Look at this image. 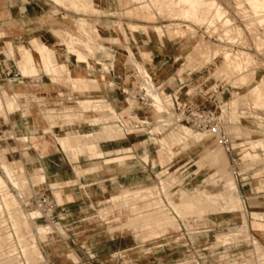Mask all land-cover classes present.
I'll return each instance as SVG.
<instances>
[{"label": "rangeland", "instance_id": "obj_1", "mask_svg": "<svg viewBox=\"0 0 264 264\" xmlns=\"http://www.w3.org/2000/svg\"><path fill=\"white\" fill-rule=\"evenodd\" d=\"M8 1L9 0H0V28L6 26L8 28H12L14 26V29L11 32L12 34L0 38V43H2L1 41L3 40H9L12 38L23 39V37L26 38L28 35L31 36V34H33V33L27 34L28 32H33V31H31V29H28L26 25L25 26L23 25L26 23V21L19 22V21L10 20V17L12 16L11 12L6 16L7 20H3L4 10H5L4 8L5 6H7ZM50 1L55 4L54 1L52 0ZM117 1L119 7H121L120 13L116 14L117 18H120L121 16H128L129 14L139 16V19L142 20V22L140 23L149 26L148 34L150 32L157 41L161 40L163 42L164 47L162 50L163 52L162 55L171 57L172 61L170 60V62H172L171 63L172 70L174 71L175 74L178 75L179 80H184L186 76H190V78L192 79L191 80L192 84L189 86L191 91H194L195 87H197L196 90L202 92L203 90H207V89L217 91L216 92L217 99L222 101L219 104L221 105L220 106L221 112L219 111L218 112L221 114V119L223 121L225 131L229 136V140L232 146L235 148L232 154L229 155L227 152L224 151V149L220 145H218L219 153L221 155L220 163L223 162V165L219 164V166L211 165L208 161H203L201 159L199 154H201L202 150L204 149L203 142L201 141L191 144V146L188 148L187 147L180 148V150L176 151L173 157L170 158V160H168L162 154V150L159 145L160 139L166 136L165 138L167 139L169 144L170 145L174 144V139L172 137V134L174 131H178V128H180L179 125L181 124L175 121V117L173 116V111L168 110L169 114L163 113L165 116L168 117L167 124L159 125L160 123H158V119H160V117L158 116L156 110H154V108L151 107H146L152 114V117L148 118L147 120L139 118V120H143L147 123L143 127V131L138 133L139 139L136 149L137 153H135V155H136V160H138V162L140 163L139 175L138 178H136L137 182H135L133 186L124 185V187L133 189L138 187L139 185H142V186H149L155 188L159 191L158 196L164 201L165 204H167L165 197H163L164 195H163V191H161V185L159 181L163 179L164 180L163 184L165 185L166 193L171 194L177 188H181L183 192H187L188 194H190V191L206 190L207 192H209L210 196L212 195L213 197L212 196L211 197L214 198V196H216V193L224 192L222 191L224 188L223 181L218 179V176L222 173L221 175L223 177L226 175L230 176L231 178L233 177L232 179L233 181H235L237 186L236 193L240 197V202L237 201L236 202L237 204L234 202L235 203L234 205L236 209L244 208L246 223H247L246 227L241 228V230H239L240 229L239 228L236 230V232H234L236 227L242 225V221L236 216H231L228 214L226 216L229 217L230 221L224 223L221 226L212 225V226L204 227L201 222L199 223L200 226L199 227L194 225V222L192 220L193 217H195L194 219H196L197 215H193L191 217L192 220L191 218H188L187 220V222L191 225L190 226L188 225L186 227L179 220L175 212L173 211L174 212L173 213L171 210L170 216L173 218V220L175 219V222L177 224H180L179 230L176 228H167L166 230H164V232L161 233L160 232L151 233V234L142 233V235L163 236L161 238L159 237L158 239L151 240V241L157 240L155 243L164 244L163 248L165 249L162 255H168L171 251L169 249H173L171 248L174 245L173 241L175 239H178L179 242L185 244L184 245L185 250L183 254H180L181 253L180 251H182L180 250L179 253L175 252L173 253L172 256H166V257L164 256V258L159 260H152V258L154 257L149 256L146 258H140L136 264H154V263L180 264V262L186 258H187L186 261L191 264H235V263L237 264L244 259H249L248 262L250 264H264V252H263L264 243L262 242L264 241V222L262 219L263 217L262 215L258 214L256 210L252 209L251 210L252 219L249 221L247 216V198H246L247 170L253 166L259 165L262 162H264V116L262 115L264 109L259 107H254L252 103L249 101L248 97L245 98V96L242 95L245 92H247L248 89L257 82V80L264 77V22L259 24V19L264 15V11H263L264 4L260 5V7H258L257 9H253L249 5L247 0H216L222 7L224 13L226 14L225 16L228 17L230 19V22L232 23L228 27L231 28L229 34L230 37L232 38L231 40H233V43H230V42H226L228 39L222 40L223 37L226 38L225 36L222 35L224 33L223 31L225 27L222 25V21L218 19L215 20L213 27H206V25L197 24L194 23L193 21L186 20L184 18H180V17L173 18L166 9L159 10L158 7H156L155 5L150 6L148 11H146L145 9L144 10L141 9V12L139 13L140 10L138 8H136L135 10L136 3H133L134 1H130V0H117ZM13 2H24V0H16ZM55 5H60L65 9L75 10L77 12H83L86 14H97L99 13L98 10H100L97 9V12L95 10H93L94 12H92L90 10L89 11L78 10L76 8H72L70 5H62V4H55ZM45 8H47L49 11H52L50 5H45ZM129 8H133V12ZM122 11L124 13H122ZM136 11H138V13H136ZM13 15H18V10L16 9V6H14ZM74 20L76 21L77 18L73 19V23L75 25L77 24V22L75 23ZM86 21L88 23L90 22V24L93 23V21H89V20ZM95 23H93L91 26L89 24V26L92 27L95 25ZM115 24H116L115 26H118L119 30L123 31V27H125V25L121 23H115ZM152 25L160 26L163 31V35L160 36L158 33L150 30V26ZM21 27L24 29H22ZM126 27L129 28L128 26ZM235 27H237L238 32L240 31L239 35L234 29ZM73 30L75 31L76 34L74 35L71 33L73 37L84 38L80 33L81 31L80 28L78 27V24L73 27ZM139 30L140 32L143 33L141 29ZM171 34L172 36H170ZM241 34L242 37L239 40L238 38H240ZM221 35L223 37H221ZM235 35H236V39H235ZM257 36H259L260 38H258ZM199 44L200 46H203L202 49L199 46ZM207 45H209L208 46L209 49H206ZM193 47H195V49L198 47L200 48L195 50L193 49ZM214 48L215 49L218 48L219 50L221 48V50L220 51L216 50L217 51L216 52ZM158 50L159 49L157 47V53ZM187 50H188L187 54L184 55ZM205 50H208L209 52L208 51L204 52ZM212 50L215 51L216 54L213 53ZM223 50H227V52L230 50L232 51L231 53H233L236 50L237 51L244 50V52L247 51V53H249L250 56H252L253 62L246 68L247 70L244 71L245 73H249L248 74L249 77L251 76L250 78L247 76L248 77V79H246L247 81L246 80L240 82L238 81V77L240 76L239 72L232 73V71H230V74L228 73L229 75L223 74L226 71L224 68L225 67L224 64L222 63L218 65V63L215 62L216 58L219 59L218 56H220L221 53L223 54V52H221ZM140 51L142 52V57L144 58L149 57V54L147 53L148 50L146 48H140ZM189 51L190 52L192 51L191 54ZM211 52L213 53L212 55L210 54ZM188 53L189 55H191L190 57L188 56V58H190L189 60L188 58H186ZM199 53L200 54L202 53L203 58L200 57ZM205 54L208 57H206ZM217 54L218 56H216ZM160 55L161 54L158 55L155 63L158 62L159 59H162V56ZM130 62L131 64H134L135 61L134 62L130 61ZM215 63L218 67H216ZM11 64L15 66L14 58H12ZM13 66H11L8 69V71L5 72L0 65V89L4 88L9 93L23 92L24 95L21 98H18V101L20 103L27 102L25 104L30 105V104H34L36 101L35 104H37L38 103L37 100L41 101L42 98L40 97L41 95L38 94V90L36 89V84L34 83L35 80L33 82L34 85L31 86L27 91H25L19 86V83H17L16 86L12 85V83L16 79L10 80V84H7L5 82V78H2L3 75L9 73L10 70L14 69ZM133 67H135V65L131 66V68ZM59 84L67 86L62 82H60ZM162 89L163 87H160L161 91ZM219 91L221 92L219 93ZM239 95H242L244 97L243 99L247 101L240 99L241 101H239V103L240 102L242 103L238 104L237 107H235L229 101L232 100L233 98H237V96ZM86 97L92 98L91 96H86L85 94L81 93L79 94V97L77 99L86 98ZM167 102L171 104L170 100H168ZM170 104L168 105V109L171 108ZM136 107L139 106L135 105L132 108L136 109ZM23 109L24 108H21L20 109L21 111L15 112L11 115L7 114L8 118L6 119H4L6 112H4L5 115L2 114L0 116V137L2 136L0 140V161L2 162L6 160V162L8 161L14 162L15 165L14 172H20V173L22 172L23 180L25 181L23 182L24 184L22 185L25 186L23 188L19 187L18 189L17 186L12 185V183L7 179L5 173H3L4 171L1 168V166H0V175L5 180L6 188L9 191V193H11L12 195H14L15 198H17V201L19 205H21L22 210L24 211L25 214L27 213L26 215L30 223L32 222L31 226L34 233H36L37 224H43V225L47 224L51 226V228L55 232V234L54 233L52 234V239L50 240L51 241L50 244H52L53 247L50 248H47V246H45L49 242L48 239L49 237L44 239L39 237V235L36 233V235L38 236L37 240H38L39 248L44 257V260L36 264H72L73 261L69 257H66L65 255H60L62 250L55 249V248H59V242L63 241L62 238L60 237L57 238L56 236V234L63 233L62 229L65 232L64 239L67 241L69 247L67 248L66 244H63V246L66 247V249L69 250L72 249L74 251V253L73 252L70 253L73 254L75 263L78 261H84V262H92L91 264H99L104 256L113 254L115 251L110 252L104 250L105 247L109 248L111 241L106 240V238L99 240L97 232L99 233L101 231L100 233L106 234L108 229L110 230L112 229L111 231L118 232L119 230H121L119 227L120 225L119 222L124 221L128 216L135 215L136 213L137 214L135 216H140L138 220L143 221L145 219L144 217L142 218V216H144L143 211L148 209L147 206L149 201H147L148 199H143L146 198L145 196H142L143 198L141 199L139 197L136 198L129 197V199H127L125 202L118 201L117 204L120 207H123V204H125L126 208H129V210H127L125 208L114 207L110 203H107L105 197L102 198L101 204L90 203L89 198L88 199L85 198L82 200L79 199L75 200L72 203V205L68 207L70 208L69 210L62 211L64 213L65 212L74 213L78 211L81 213V215L82 214L88 215L85 217L91 216L92 218L88 222L87 221L73 222V220L68 219L69 217L67 218L66 216H63L64 218L63 220L54 221L53 224H50L48 221L43 220L42 214L40 215L38 211H36L35 214L39 215V217L35 218V220L33 218H29L30 216H28V212L35 210L33 204V197L35 194L42 192L43 188L37 187L38 186V184H36L37 181H35L36 183H34V181L31 180V176L28 175L27 173V171H30L34 168L36 169L40 168L41 170L42 168L34 165L26 166L23 164V163L29 164L32 161V157L27 155L28 153L27 149L29 148V146H33L32 148H39L41 147V144L45 145V143H47L46 144L47 147H53L52 143L54 136L62 135L64 132L55 133L51 135L50 139H47L46 137V140H44L43 138H39L37 134H34L35 133L34 131H36L34 129L31 130L32 133L30 135L33 136L34 138L33 139L30 138L27 143H24L23 141H21L20 137L23 135L27 136V134L21 133L20 132L21 130H18L16 127H13L12 129L9 126V121L13 120V118H15L17 114H19L20 112L23 113L22 112ZM65 109H71L73 111V113L69 117L70 120H66L67 118L65 119L63 114L60 113ZM29 111H32L33 113L36 112L35 110H26L27 113ZM51 112L52 114L49 116L51 118H48L49 122L51 123L56 122V124L58 122L59 124H62L60 126L61 128L62 127L64 128L65 126L70 127V129L65 128L66 131H70L72 129V126H70L68 122L83 121L85 123L87 122L90 123L91 125L90 128H81V129L77 128V130L87 132L90 131V129H93L95 133L94 135L96 141L100 139L99 134L96 133L97 129H99L101 126H111L115 124L114 120H110L107 122L106 121L100 122V123L93 122L92 119L85 121L84 117H82L80 108H78L77 104L75 103H70V104L62 103L60 108L50 109V113ZM128 113L130 117H134L130 111ZM212 140H213L212 138H209V141ZM260 150H262L263 156L259 154ZM19 153L21 155H19ZM160 154L161 157H159ZM144 155L145 156L147 155L146 161L142 160L143 157L141 156ZM74 166L84 167V163L80 162L79 164H74ZM38 169L36 172L38 176L39 174L41 175L43 174L42 176H44L45 178L43 170L40 171ZM89 170L90 169H87L86 171ZM84 171H85L84 169L82 170V172L81 170L80 172L78 171L76 177L80 176L83 173H86ZM72 172L74 171L72 170ZM260 173H261L260 169H255L253 173L254 174L253 179L256 180L257 178H259L261 175ZM122 188L117 190L114 189V191L112 192L119 191ZM137 189H134L132 191H135ZM231 191H229V193H232ZM73 192H75V190H73ZM211 192H213L215 195L212 194ZM233 196L235 195H232V198ZM215 201H216L215 198L212 199L214 207L211 208V210L216 209L215 204L219 205L217 202L214 203ZM239 204L240 206H238ZM78 205H80V207ZM104 206H111L113 210L108 214H104L105 219L101 220L98 217L99 216L98 209ZM132 206H134V208ZM130 207L132 208V210ZM80 208L85 209L84 210L85 212L82 213L80 211ZM140 211L141 214L139 215ZM210 216L213 215L210 214ZM106 219L110 221V223L107 224L109 225L107 227L105 224ZM140 221H136V222H140ZM116 223L119 224L114 226L111 225ZM5 226H7V224L6 223L4 224V222H2L0 225V227H5ZM55 227L57 230L59 229V231H57ZM187 228H191L190 231H197V230H200V232L202 231L206 232L207 230L209 231L206 233L202 232L197 235H192V237L190 238ZM66 229H69V231H67ZM78 231L81 232L84 231V233L91 234V236L96 235V236H92L94 237L93 239L94 242L89 248L83 247L82 240L84 238H90L91 236L83 237L82 239H80L78 237L79 235H76ZM0 233H3V230H0ZM220 233L226 235L218 236L217 234ZM118 234H122V233H118ZM123 237L120 238L125 240ZM114 240H116L115 237ZM149 242L150 241H148L147 243ZM168 242L169 245H165L168 244ZM153 244L154 243L146 244V245L151 246ZM255 244L259 246L257 247ZM134 254L135 253H132L125 257L111 255L109 256V264H123L124 260L129 259ZM8 262H11V259L10 260L7 258L4 260L0 259V264H7Z\"/></svg>", "mask_w": 264, "mask_h": 264}, {"label": "bare ground", "instance_id": "obj_2", "mask_svg": "<svg viewBox=\"0 0 264 264\" xmlns=\"http://www.w3.org/2000/svg\"><path fill=\"white\" fill-rule=\"evenodd\" d=\"M52 1H54L55 4L70 5L72 8H76L78 10H83V11L90 10L92 12H94L93 10L97 12V9L102 7L104 4V0H52ZM130 1H134L133 3H136L135 10L136 8H138L140 10L139 13L141 12V9L143 10L145 9L146 11H148L150 6L155 5L156 7H158L159 10L166 9L173 18H176V17L184 18L186 20L193 21L194 23H197V24L206 25V27H213L215 20L218 19L222 21V25L225 27L223 31L224 33L222 35L225 36L226 38H224L221 35V37H223L222 40L228 39L226 42L233 43V40H231L232 38L230 37V34H229L231 28H228L232 23L230 22V19L225 16L226 14L224 13L222 7L216 0H149V1L130 0ZM247 2L253 9H257L258 7H260V5L264 4L263 3L264 0H247ZM99 11L100 10H98V12ZM136 13H138V11H136ZM76 22L78 24V27L80 28V31H81L80 33L84 38H79V37L75 38L73 37L71 33H69L66 30L51 29V35L54 38L59 39V41L65 45L66 53L74 56L77 62H85V63H88V56H94L97 52H103L107 57H111L110 53L105 51L106 49L104 45L100 42L101 40L100 33L101 32L114 33L115 30L114 29H100L99 30L94 26L90 27L93 23L96 22V20L90 24V22L88 23L86 19L78 18L75 21V23ZM262 22H264V15L259 19V24ZM77 24H75V26ZM128 27L130 31H138L139 29H141L143 33H145L146 35L148 34L149 26L147 25L130 24L128 25ZM13 29H14V26L12 28H8V27L0 28V38L11 34ZM234 29L239 35L240 31L238 32L237 27H235ZM150 30L158 33L160 36L163 35V31L160 26L152 25L150 26ZM170 36H172V34ZM241 37H242V34L240 38L238 39L240 40ZM257 37L260 38L259 36ZM38 39L39 38L37 39L32 38L30 40L31 48L23 46V45H17L14 48L10 42H6V44L0 49L1 68L5 72H7L8 69L11 66H13L11 64V60L12 58H14L15 66L13 67L17 68L18 71L25 77L26 76L33 77V76H36L39 73V71H43L44 74L46 73L50 75V78L53 82H56V83L62 82L66 84L67 86H69V89L72 92H76L80 94L83 93L85 95L86 94H89V95L98 94V91L101 88L98 80L92 77H78V76L70 75L72 74V72L68 71L66 65L56 60V52H55V47L53 46V44L51 43L45 44V43L38 41ZM235 39H236V35H235ZM208 46L209 45L206 46L207 47L206 49H209ZM195 47H193V49H195ZM200 47L202 49L203 46H200ZM216 50L218 51L219 49L217 48L215 49V51ZM227 50L221 51L223 52V54L221 53L220 56H218L217 54L216 56H218L219 59L216 58L215 62L218 63V65L222 63L224 64L225 66L224 68L227 71V72L225 71L226 73L223 71L224 75L225 74L227 75L228 73L230 74V71H232V73L239 72L240 76L237 75L239 76L238 81L239 82L245 81L246 79H248L249 73H245L244 71L247 70L246 68L253 62L252 56H250V54L247 53V51L244 52V50L237 51L238 50L237 49L236 50L237 52L236 51L233 52L234 54L231 53L232 51L230 50L227 52ZM206 51L208 50H205L204 52ZM215 51H213V53L216 54L217 51L216 52ZM187 52L188 50L185 52L184 55H186ZM213 53L211 52L210 54L212 55ZM188 56L190 57L191 55H189L188 53L186 58H188ZM200 57L203 58L202 53L200 54ZM206 57L208 56L206 55ZM128 58L130 61L134 62L133 52L130 49H128ZM189 59L190 58H188V60ZM98 63L101 64L103 68H106V69L108 68V65L106 63L100 62V60ZM133 65L136 66V68L138 69L140 73L144 75H148L147 70L142 65L136 62H134ZM216 67L218 66L216 65ZM64 73L66 74L65 76H63ZM112 85H113L112 83L109 84L110 87ZM144 87L146 89L147 94L153 100L152 105H153L154 110H156V112L158 113V116L160 117V119H158V123H160L159 125L161 124L166 125L168 122V117L165 116L163 113L169 114L168 105L170 103L165 101L164 100L165 97H162L161 94L158 93L157 91H154V92L151 91V88H150L151 82L147 81ZM23 95H24L23 92L9 93L4 88L0 89V116L4 114V112H6V115L4 114L5 115L4 119H6L8 118V115L21 111L20 109L22 108L21 107L22 103L20 104V102L18 101V98H21ZM242 95H244L245 98L248 97L249 101L252 103L254 107H259V108L264 109V77L257 80V82L254 85H252L248 89V91ZM242 95H239L242 98L237 96V98H233L229 102L233 104L235 107H237L238 104L242 103V102L239 103V101H241L240 99L244 100L243 99L244 97ZM244 101H247V100H244ZM76 104L78 108H80L82 117H84L85 121L92 119L93 122L100 123V122H105V121L107 122L110 120H114V123H115L117 112L104 99L98 98L97 96L92 97V98L86 97V98L77 99ZM119 105H122L123 110L128 108L131 114L138 119L142 118V119L147 120L148 118L152 117V114L146 107L139 106V107H136V109L132 108L135 105L131 100L124 98L122 104L119 103ZM26 110L27 109L22 110L23 115L27 113ZM60 113L63 114L65 119L67 118L66 120H70L69 117L71 116L73 111L71 109H65L64 111ZM51 114L52 112L50 113V109L48 108L47 111L45 112L46 119L51 118L49 117ZM40 116H35L32 120L36 123H41L42 118ZM48 125L49 126L44 129L48 130L49 132H52L54 130L53 127L55 125L52 124L51 122H48ZM179 126L180 128H178V131H174L172 134V137L174 139V144L170 145L165 137L160 139L159 145L162 150V154L165 156L166 159L170 160V158L173 157L174 153L180 150V148L182 147L188 148L191 146V144L201 141L203 142V146H204V149L202 150L201 154H199L201 159L203 161H208L211 165H214V166H219V164L223 165V162L220 163L221 155L219 153L218 144L214 140L209 141L210 137L206 133L199 132V131H193L191 128L185 125H179ZM96 133L99 134L100 136V139L98 141L115 140L117 138L125 137V135L122 134L121 129L116 125V123L111 126H101L99 129H97ZM94 134L95 133L93 129H90V131L85 132V131H78L75 126H72V129L70 131H65L64 134L62 135H55L53 142L56 148L63 152L64 154L63 158L65 162L70 163V160L67 155V151L76 150L77 153L86 156L87 151L89 150L90 146L94 142H98L96 141ZM1 137H0V140H1ZM20 138H21V141L27 142L30 138L33 139V136L28 137V136L23 135ZM2 148H5V147H2ZM141 157H143L142 160L146 161L147 155L146 156L144 155ZM73 159H76V157H74ZM0 166L4 171L3 173H5L7 179L12 183V185L17 186L18 189L19 187L23 188L25 186V185L24 186L22 185L24 184L23 182H25L23 180L22 172L21 173L14 172V168H15L14 162H9V161L6 162V160L2 162L0 161ZM37 169L34 168L30 171H27V173L28 175L31 176V180L34 181V183H36L35 181H37L36 183L38 184L37 187L43 188L45 184V178L44 176H42L43 174L42 175L39 174L38 176V174L36 173ZM72 169L74 171L73 173L74 174L76 173L75 176H77L78 171L80 172L81 170L82 172L83 170V169H75L73 167ZM38 170L42 171L40 168ZM84 170H85L84 172H88L86 171L87 169H84ZM221 174L218 176V179L223 181L224 188L222 191L224 192L222 193L218 192L219 194L216 193V196H214V198L216 199L214 203L217 202L219 204V205L215 204V208L218 210L216 209L211 210V208L214 207V204L212 202V199L214 198H212L213 196L211 195L212 196L211 197L209 192H207L206 190L204 191L202 189L203 191H198L195 189L196 191H190V194H188L187 192H183L181 188H177L171 194L166 193V188H165V185L163 184V181H164L163 179L159 181L161 185V191H163V195H164L163 197H165L167 204H165L164 201L158 196L159 191L149 186L141 187L135 191L124 190L118 193L117 195L111 196L109 201L112 202L113 204L115 203L117 204L118 201L125 202L127 199H129V197H132V198L139 197L141 199L143 198L142 196H145L146 198H143V199H148L147 201L149 202H148V206L146 205L148 209L143 211L144 216H142V218L143 217L145 218L143 221L138 220L140 216H135L137 214L136 213L135 215H132L135 217H132L130 215L124 221L120 222L119 227L121 230L116 232V231H111L112 229L111 230L108 229L107 233L110 234V237H112V239H114V237H116L118 233H122L123 236L126 237V239L129 242H133L134 239L130 235L133 231H137V233L139 232L138 234H142V233L151 234V233L164 232V230H166L167 228H176L179 230L180 224H177L175 222V219L173 220V218L170 216L171 210L172 212L173 211L175 212L179 220L186 227L188 225L189 226L191 225L187 222V220L188 218H191L193 215H197L196 219H194L195 217H193V220L191 218V220L194 222V225L199 226V223L202 222L203 226L207 227V226H212V225L221 226L224 223L230 221L229 217L226 216L229 214L231 216H236L242 221V225L236 227L234 232H236V230L239 228H240L239 230H241V228L246 227L247 223H246V216H245L244 208L241 207L242 209H236L234 205L237 201L240 202V197L236 193L237 191L236 183L235 181H233L232 179L233 177L231 178L228 175L223 177ZM227 177H230V178H227ZM229 191H231L232 193H229ZM211 193L214 194L213 192ZM231 194L235 196H233L232 198ZM240 204L238 206H240ZM216 206H219V207H216ZM123 207L126 208V205L123 204ZM132 207L134 208V206ZM34 209L35 210L28 212V216H30L29 218H33L35 220V218L39 217V215L35 214V212L38 211L40 215H41V212L36 208ZM106 210H107L106 208L98 210V214H99L98 217L102 218L101 213L105 212ZM26 214L22 210L21 205H19L17 198H15L14 195L9 193V191L6 188V182L3 179V177L0 175V225L2 222H4V224L5 223L7 224V226L5 227H0V230H3V233H0V259H3V260L6 258L9 260L11 259V262H8L10 264H34V263L36 264L44 260V257L39 248V244L37 240L38 236L36 235V233L39 235V237L44 238V239L51 237L53 233L55 234L51 226L47 224L45 225L37 224L36 233H34L32 226H31L32 222L30 223ZM140 214H141V211L139 212V215ZM210 214H212L213 216H210ZM85 216H88V215L84 214L83 217ZM136 221H140V222H136ZM187 230H188V234L190 235V238L192 237V235H197L199 233L205 232L202 230H201L202 232H200V230L190 231L191 228H187ZM57 231H59V229ZM208 231L209 230H207L206 232ZM100 232L99 233L97 232L98 236L102 234ZM217 235L222 236L226 234L220 233ZM92 236H96V235H92ZM224 237H227V236H224ZM137 238H140L139 235H137ZM88 239L89 238L83 239V243L85 244L86 247L89 244ZM173 244L174 245L171 247L173 249H169L170 247L168 248L169 250H171L168 255H162L165 249L163 248L164 247L163 243H154L151 246L140 245L139 247L136 248L135 254L129 259L124 260L123 264H128V263L136 264L140 258H146L149 256L154 257L152 258V260H159V259L164 258V256L165 257L172 256L173 253L175 252L179 253L180 250H182L180 251L181 252L180 254H183L185 250V247H184L185 244L179 242L178 239H175L173 241ZM165 245H169V242L168 244H165ZM255 245L257 247L259 246L257 244ZM70 252L72 253L73 250L68 249L66 251V255L73 261V263H75L73 254H71ZM183 260L181 261L182 263L180 262V264H191L186 261L187 258ZM248 261L249 259H244L237 264H250Z\"/></svg>", "mask_w": 264, "mask_h": 264}, {"label": "crops", "instance_id": "obj_3", "mask_svg": "<svg viewBox=\"0 0 264 264\" xmlns=\"http://www.w3.org/2000/svg\"><path fill=\"white\" fill-rule=\"evenodd\" d=\"M13 1L16 0H9L7 6H5L3 20H7L6 16L11 12L12 16L10 17V20L19 22L26 21V23L23 25H26L28 29L33 31L28 32L27 34H33H31V36L28 35L26 38L23 37V39L12 38L9 39V41L3 40L1 41L2 43H0V49L6 44V42H10L14 48L17 45H23L31 48L30 40L32 38H39L38 41L45 44H53L56 52V60L66 65L68 71L72 72L70 75L78 77H92L99 81L101 88L98 91V94H86V96H97L98 98L101 97L106 102H108L117 113L124 115L128 114L129 116V109L126 108L127 110H123L122 105H119V103L122 104L124 100V95L121 89L125 86H131L132 83L130 72L132 71L131 66H133V64L128 62V49L133 52L134 61L141 64L147 70V72L153 76L155 82L163 87L166 92L172 94L178 93L181 100L185 102H200V99L197 96L189 98L185 95V90L188 89L189 85L192 84V79L190 76H186L184 80H179L178 75L172 70V62H170V60L172 61L171 57L162 55V50L164 47L163 42L161 40L157 41L150 32L148 35H146L145 33L140 32V30L130 31L129 28L126 27L130 24L145 25L140 23L142 20L139 19V16L129 14L128 16H121L120 18H117L116 14H119L121 9L117 0H104V4L99 8L100 11L97 14H86L83 12H77L75 10L65 9L60 5H55L50 0H24V2ZM45 5H50L52 11H49L47 8H45ZM14 6H16V9L18 10V15H13ZM129 9L133 12V8ZM122 13L124 12L122 11ZM80 17H83L89 21L96 20L97 23H95L94 27L99 30H115L114 33H100V42L104 45L106 49L105 51L110 53L111 57H107L103 52H97L93 57L88 56V63L77 62L74 56L66 53L65 45L62 44L59 39L54 38L51 35V29L66 30L76 35L75 31L73 30V27L75 26L73 19H78ZM115 23H121L125 25V27H123V31L119 30L118 26H115ZM157 47L159 49L158 53ZM140 48H146L148 50L147 53L149 54V57H142ZM159 54H161L160 56H162V59H159L158 62L155 63ZM99 60L100 62L106 63L108 65V69H103L102 65L97 62ZM65 75L66 74L64 73L63 76ZM2 78H5V82L7 84H10V80L16 79L12 85L16 86L17 83H19V86L25 91L34 85L33 82L35 80L34 83L36 84V89L42 98L41 101H37V104H35L36 102H33L34 104L26 105L25 103L27 102H21L22 104H20L22 108L27 110H35L37 114L36 112L33 113L32 111H29L26 113V115H23L20 112L15 118H13V120L9 121L10 128L13 129V127H16L18 130H21V133L27 134L28 137H30L32 133L31 130L35 129L36 131H34V134H37L39 138H43L44 140H46V137L47 139H50L51 135L55 133L65 132V128L70 129V127L67 126L61 128L60 126L62 124H59L58 122L57 124L56 122H52V124H56L53 127L54 130L52 129V132L44 129L49 126V120L46 119L45 112L48 108H60L62 103L76 104V99L79 97L80 93L72 92L69 87L53 82L50 78V75L46 73L44 74L43 71H39L36 76L25 77L18 71L17 68H14L10 70L9 73L3 75ZM110 83L113 84L111 87L109 86ZM35 116H40L42 118L41 123H36L32 120ZM68 123L70 126H76L78 129L91 127L90 123H85L83 121ZM138 139V134H129L125 135L123 138H117L115 140L94 142L87 151L86 156L77 153L76 150H68L67 155L70 163L65 162L63 158V152L56 148L54 142L52 145L53 147H47V143H45V145L41 144V147L39 148H32L33 146H29L27 149V155L32 157V161L29 164H23L26 166L34 165L42 168L45 175L43 192L49 194L51 201L54 203V210L52 214L55 218V221L63 220V216H66L67 218L69 217V220H73V222H88L92 217H83L84 214L81 215V213L78 211L74 213H64L62 211L69 210L70 208L68 207L72 205L75 200L89 198L90 203L101 204L103 197L106 198L107 203H110L114 207L124 208L120 207L116 203L113 204L110 202L109 200L111 196L117 195L124 190L132 191L137 188L145 187L142 185H139L133 189L124 187V185L133 186L134 183L137 182L136 178H138L140 171V163L138 160H136L135 155V153H137L136 149ZM259 154L263 156L262 150H260ZM19 155L21 154L19 153ZM74 157H76V159H73ZM159 157H161V154ZM80 162L84 163V167L74 166V164H79ZM72 167L75 169H92L81 174L79 177H76L72 172ZM255 169H260L261 171L260 177L256 180L253 179V173ZM120 188L122 189L112 192L114 189L117 190ZM73 190H75V192H73ZM246 198L247 216L249 221L252 219L251 210L254 209L258 214L262 215L264 222V162L247 170ZM78 206L80 207V205ZM103 208H106L107 210L101 213L102 218L99 217L101 220L105 219L104 214H108L113 210L111 206H104L98 210ZM125 209L128 210V208ZM84 210L85 209L80 208L82 213L85 212ZM108 223H110V221L106 219V227L109 226L107 225ZM119 223L111 225L114 226ZM66 230L69 231V229ZM62 231V234H56V236L57 238H62L63 241H60L59 248L55 249L62 250L60 255H65L67 257L66 251L68 249H66L63 244H66L67 248L69 246L67 241L64 239L65 232L63 229ZM138 233L137 231H133L130 234L134 239L133 242H129L126 237H123L121 234L116 235V240L112 239L110 234L107 232L106 234H100L98 236L99 240L106 238V240L111 241L109 248L105 247L104 250L115 252L113 254L104 256L99 264H109V256L111 255L120 257L128 256L129 254L135 253L136 248L140 245L155 243L157 240H151L163 237L158 235L145 236ZM76 235H79L78 237L80 239L91 236V234L84 233V231H78ZM137 235H139L140 238H137ZM120 237H123L125 240L121 239ZM48 239L49 242L45 246H47V248L53 247L52 244H50L52 236ZM93 239L94 237L92 236L89 238V244L87 248L92 245L94 242ZM148 241L150 242L147 243ZM262 242L264 243V241ZM82 244L83 247H86L83 243V240ZM91 263L92 262H87V264Z\"/></svg>", "mask_w": 264, "mask_h": 264}, {"label": "built area", "instance_id": "obj_4", "mask_svg": "<svg viewBox=\"0 0 264 264\" xmlns=\"http://www.w3.org/2000/svg\"><path fill=\"white\" fill-rule=\"evenodd\" d=\"M130 78L132 80L131 86H125L121 89L125 99L131 100L137 106L153 108V100L147 94L144 87L147 81L151 82L150 88L152 92L157 91L162 97H165V101L170 100L171 108L168 110L173 111V116L177 123L188 126L195 131L206 133L220 145L225 152L229 155L232 154L235 148L229 140V136L225 131L221 119V114L219 113L221 112V105L219 104L222 101L217 99L216 90L207 89L202 92L196 90L197 87L194 88V91L188 88L185 90V95L189 98L197 96L200 102H185L181 100L178 93L172 94L165 92L164 88L161 91V86L155 82L153 76L149 73L148 75L140 73L136 66L132 68ZM220 92L221 91H219V93ZM262 115L264 116V112ZM115 123L124 135L138 134L143 131V127L147 124L143 120L119 113H117ZM33 204L34 208L41 212L43 220L48 221L50 224L54 223L55 218L52 214L54 203L51 201L49 194L43 191L35 194L33 197ZM72 264H87V262L78 261Z\"/></svg>", "mask_w": 264, "mask_h": 264}]
</instances>
